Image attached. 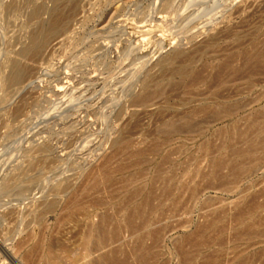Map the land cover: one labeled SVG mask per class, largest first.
<instances>
[{
  "label": "rangeland",
  "instance_id": "374dc122",
  "mask_svg": "<svg viewBox=\"0 0 264 264\" xmlns=\"http://www.w3.org/2000/svg\"><path fill=\"white\" fill-rule=\"evenodd\" d=\"M10 1L0 0V64L16 45L15 35L28 28L29 5L16 0L8 14ZM157 19L171 30L167 38L149 33ZM72 26L69 39L36 64L39 76L0 104V180L35 145H51L45 167L30 171L34 182L0 190V258L9 260L6 249L22 235L20 253L29 251L36 243L31 237L46 226L44 238L55 241L54 258L62 264L74 255L85 264L104 254L113 255L114 264H142L145 256L151 264H264V236L257 235L264 233V67L228 78L220 89L232 95L228 101L246 102L236 114L239 131L232 140L223 120L194 139L170 136L165 128L192 105L213 103V79L223 59L240 67L248 47L264 53V0H92ZM176 43L185 52L198 45L200 51L174 63L155 105L133 107L140 78L158 74L153 64ZM183 66L205 79L185 85L178 71ZM20 101L22 110L8 115ZM118 136L126 144L120 152ZM205 137L213 143H203ZM253 140L261 146L251 147ZM127 177L131 184L124 189ZM66 182L72 187L56 195L54 186ZM54 196L57 212L31 223L28 238L27 211ZM5 209L19 210L21 220H10ZM98 227L109 240L85 244V232L95 234ZM37 256L34 250L28 261Z\"/></svg>",
  "mask_w": 264,
  "mask_h": 264
},
{
  "label": "bare ground",
  "instance_id": "6f19581e",
  "mask_svg": "<svg viewBox=\"0 0 264 264\" xmlns=\"http://www.w3.org/2000/svg\"><path fill=\"white\" fill-rule=\"evenodd\" d=\"M22 1L24 4L29 5V9L27 12L28 28L24 32L15 35L16 45L1 60V64H0V89H1L0 104L5 102L13 92L17 91V93H18V90H20L21 88L23 89V87L25 85H27L31 81L35 80L36 77L39 76L36 74V72H37V65L36 64L41 62L40 59L44 58L49 52H51V50L53 48H55L56 44H61L64 40L69 39L68 37H70L72 35V33L75 29V27L72 26L74 23V20L79 19L80 12L83 11V9L85 8V6L88 3L92 2V0H50L51 1L50 4L46 5L43 2V0H22ZM18 3L16 0H11L9 3H7L4 6V9L9 14L11 11H14L18 7ZM160 16H162V15L160 14ZM164 16L166 17V15H164ZM157 17H159V16H157ZM167 27L168 26H165V25H164V27H162L161 24H159V21L157 19L156 22L152 23L147 28L149 30V33L153 32V31H157L159 36L161 37V39H163V38H167L168 36L171 35L170 34L171 30L167 31ZM145 33H146V31H145ZM144 37L145 36L142 37L143 40H144ZM149 40L150 39H148V41ZM175 42H178V41H175ZM198 46H195L194 49H191L190 52H185V49L179 43H176L175 46L173 47V49L171 51H169V53H167L163 57L160 56L159 59H157L155 61V63L153 64V67L158 68L157 70L159 71V73L157 74V73H152V72L148 71V72H146V74L142 78H140V80H139L140 81V83H139L140 90L138 93L132 94L130 104L135 105L133 107L141 106L143 108H146L150 105H155L156 104L155 100L163 93V89L161 87L162 86L161 85L162 79L167 74L171 75V70L173 69L174 63H176L177 61H184L185 62V60L192 59V57L196 54V52L200 51V47H198ZM252 47H250V48L248 47V49H246L244 52H241L240 55H242V62H241L242 64L240 67L233 65L232 60H230L228 57L223 59L221 65L219 67V70L215 71V72H217V73H215L216 75L213 74V75H215L214 79H213L214 81L212 80L214 82V91L215 92L213 93V95H214L213 98H211L209 100L213 103H201V102H199L195 105H192L188 110L183 112V114L181 116H179L177 119L166 124L167 127H165V128H169L167 130L168 135L171 136L172 134H180L181 138H187L186 136H188V135H194V137L191 139H194L197 137H204L206 135L205 130H209V128H211V126H213V125L217 124L219 121L223 120V122H224V126H223L224 130L223 131H224L225 135L227 134L226 137L228 139L232 140V138L235 135V132L237 130L239 131V119L236 118V114L241 107L245 106L246 102L240 103L238 101H228L227 99H230L232 97V95L230 93L224 94V93H222V91L220 89H222V87L225 86V84L228 81L227 80L228 78L235 77L237 74L239 75V73L240 74L241 73L242 74L243 73H249L250 71H252V68L262 69L264 67V65H262V63L264 61L263 51L255 50ZM128 48H130V47H128ZM130 50L131 49H128L127 51H130ZM149 54H150V52H149ZM146 57H148V56H146ZM140 60L141 61L139 64H140V66L141 65L143 66L145 59L140 58ZM135 64H133V65H135ZM139 64L137 62V65H139ZM200 69L201 68H199V70ZM178 71H179V74L181 75L182 83H184L185 85L190 86V87L194 86L199 81H202L205 79V75L202 72L194 71V70L188 71V70H186L185 66L179 68ZM224 75H226V78H223ZM27 91H28V89H27ZM22 92L24 93V91H22ZM219 101H221V102H219ZM76 102H78V101H76ZM22 104H23L22 101L16 103L11 108V111L8 113V115L18 114L23 108ZM123 110H124L123 107L120 108L117 111V114L118 115L122 114ZM86 112H88V111H86ZM115 113H116V111H115ZM133 114H135V113H133ZM101 120H102V118H101ZM245 120H246L247 125L251 124L252 119L250 118L249 115H247L245 117ZM101 123H102V121H101ZM127 125H128V123L125 124V127ZM123 137L118 136L114 140V143L116 145V150H115L116 152H120L124 149V147H126V144L123 142ZM207 142L211 143V144L213 143V141L210 140V138L205 137L203 143H207ZM249 145L251 147L257 148V147L261 146V143H260V141H254L253 140L250 142ZM50 146L51 145H49L48 142L43 141V142L35 145L32 148V151L29 150L31 152H29V153L26 152V154L24 153L25 154L24 159H21L20 161H18L17 164H14L5 174L2 173L3 177L0 180V190L8 192L7 190L10 191V189H12V188L16 189V186L22 180L33 181L35 175L34 176L31 175L30 171L31 172L34 170L37 171L38 169H42L43 167H45L46 163L49 161ZM143 151L141 150V151H139V153H141ZM220 163H221L220 160L215 161V170L219 169L218 166H220ZM138 164H139V162H138ZM68 175H66V176H68ZM67 178H69V177H67ZM35 181L37 183V180H35ZM59 183H58V185L56 184L57 186L56 185L54 186L55 187L54 192L56 195H59V194H57L58 192H61V191L65 192V191H67V189H70V186L72 187V185L69 182H66L64 184H59ZM130 184H131V178L127 177V180L125 179V181H124L123 188L128 189L130 187ZM52 188L53 187H51L50 189H52ZM152 188H153V186H152ZM50 191L52 192L53 190H50ZM23 192H25V191H23ZM152 193H153V191H152ZM51 195H53V194H51ZM48 196H50V195H48ZM56 197L57 196H54L53 198H50V199L46 198L44 200L40 198L42 201H40V202L37 201L39 203H37L33 207L30 206L31 208H29V210L26 208L28 210L26 216H28L29 219L27 220L26 226L23 229L25 231L24 235H26V236H28V238H30L31 232H30L29 227H30L31 223H39V222L41 223L45 219V216L48 212H51V211L57 212V210L60 206L58 203V199ZM31 198H32V196H31ZM67 203L68 204L70 203L69 198L66 201L64 209L66 208V206H68ZM29 204L32 205L33 202H32V204L31 203H29ZM135 213H137L138 216L143 214L142 209L141 208L138 209V207L136 208ZM3 214L5 216L9 217L10 220H12L13 222L14 221L17 222L20 219L19 210H13L12 211V210H6L5 209ZM59 215H61L60 212H59ZM21 216H22V214H21ZM60 218H61V216H60ZM101 219L106 220V216H104V215H103V217L101 216ZM130 220L132 221V217ZM128 221H129V218H128ZM46 228H47L46 226H43L40 229V233H38V235H33L31 237V238H36V243H35L33 248H31L29 251H27L25 253H20V250L24 246V241L22 240L23 235L18 237L17 240L15 242H13L15 244H11L10 250L6 249L7 247L5 248L6 251L4 250L6 252V255L9 258V260H7L6 257L5 258L1 257L0 258V264H62L61 262H56L58 260L55 261V258H54L55 255L53 254V247H54L55 241L50 240L49 242H47V240H45V238H44ZM99 228L100 227L95 229V231H94L95 234H92L93 230L88 229L89 232H85L86 234L83 236V242L85 244H88V243H90L92 241H96V240L101 241L103 243H104V241L107 242V240H109V239L106 236H104V234L102 235V231ZM131 228H129V229H131ZM247 232L248 231H246V233ZM7 234H10V232H7ZM257 235L258 236H264V233L262 232V234H257ZM112 239H114V238L112 237L111 241H112ZM7 241H8V239H7ZM104 247H106V245ZM99 249H102V248H99ZM34 250L36 252H38V256L36 258H34L33 261L31 260V262H30V261H28V259H30V256ZM138 255H140V253ZM80 258L81 257L77 256V255L71 256L69 258L68 264H79L78 260ZM114 260H115V258L113 257V255L111 256V254H104V255H101L98 259L86 261L85 264H114V262H116ZM140 261L142 262V264H151L152 263V257H148V256L141 257Z\"/></svg>",
  "mask_w": 264,
  "mask_h": 264
}]
</instances>
